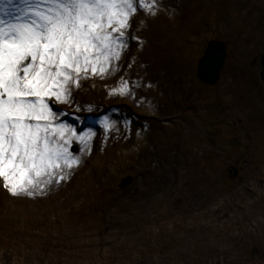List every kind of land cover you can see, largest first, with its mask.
<instances>
[{
  "label": "rangeland",
  "instance_id": "obj_1",
  "mask_svg": "<svg viewBox=\"0 0 264 264\" xmlns=\"http://www.w3.org/2000/svg\"><path fill=\"white\" fill-rule=\"evenodd\" d=\"M210 39L229 50L213 89L194 72ZM124 40L106 72L50 101L79 163L31 196L0 179V264H245L264 238V0H159Z\"/></svg>",
  "mask_w": 264,
  "mask_h": 264
},
{
  "label": "snow or ice",
  "instance_id": "obj_2",
  "mask_svg": "<svg viewBox=\"0 0 264 264\" xmlns=\"http://www.w3.org/2000/svg\"><path fill=\"white\" fill-rule=\"evenodd\" d=\"M158 7L159 0H0V179L13 196H31L57 169L79 163L65 139L75 131L54 126L60 114L50 101L66 103L89 69L106 72L127 46L132 16H154Z\"/></svg>",
  "mask_w": 264,
  "mask_h": 264
},
{
  "label": "water",
  "instance_id": "obj_3",
  "mask_svg": "<svg viewBox=\"0 0 264 264\" xmlns=\"http://www.w3.org/2000/svg\"><path fill=\"white\" fill-rule=\"evenodd\" d=\"M226 57L225 44L220 41H209L204 55L198 60L196 76L208 85H214ZM261 70L259 76L264 84V48L260 56Z\"/></svg>",
  "mask_w": 264,
  "mask_h": 264
},
{
  "label": "trees",
  "instance_id": "obj_4",
  "mask_svg": "<svg viewBox=\"0 0 264 264\" xmlns=\"http://www.w3.org/2000/svg\"><path fill=\"white\" fill-rule=\"evenodd\" d=\"M257 245H258V243H257ZM257 245H255V248H253V251L250 252L249 255L244 257L245 264H256L253 255L264 252V242H261L258 245V247H257ZM54 264H59V263L56 262ZM261 264H264V261Z\"/></svg>",
  "mask_w": 264,
  "mask_h": 264
}]
</instances>
